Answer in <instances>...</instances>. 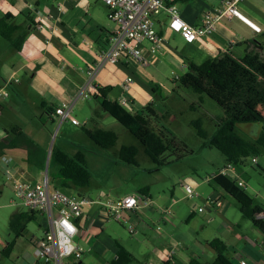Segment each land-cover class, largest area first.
<instances>
[{
    "label": "crops",
    "instance_id": "obj_1",
    "mask_svg": "<svg viewBox=\"0 0 264 264\" xmlns=\"http://www.w3.org/2000/svg\"><path fill=\"white\" fill-rule=\"evenodd\" d=\"M167 1L177 4L181 17L195 26L202 24L204 12L214 10L222 3V0ZM238 10L245 20L239 17L223 18L216 23L211 38L193 42L187 41L181 33L171 28L170 17L164 12L155 18L156 29L165 40L163 50L152 53L150 45L145 44L148 61L146 65L131 59H122L116 64L105 63L99 67V50L107 46V35L115 29V25L109 20L107 7L100 0H0V19L11 14L16 24L25 25L29 23L25 15L31 13L37 26H42L30 32L21 51L15 50L10 42L0 36V95L13 89L18 97L24 95L27 98L31 109L39 112V119L58 122L52 110L67 98L78 96L87 83L92 81L95 88L112 87L109 100L118 101L121 97L129 100L132 105L131 113L134 114L135 108L153 102V87L158 86L160 91L161 88L170 90L177 86L176 81L188 71L190 62L201 64L225 52L241 58L247 40L256 39L264 44V0H243L238 4ZM90 69H94L92 76L89 75ZM129 77L132 78V83L127 85L125 80ZM91 95L94 96V93L91 92ZM10 97L11 93L5 97L0 96L1 118L8 110L7 99ZM12 97L10 102L17 103L14 96ZM10 128L12 132L18 130L17 127ZM5 130L7 131L0 137V143L10 138L8 128ZM31 139L24 142L25 156L14 155L9 163L6 160H10L11 156L4 155V151H1L0 170L5 174L8 183L11 177L29 178L32 174V171L19 165L20 162L30 159L27 143ZM15 142V138L10 139L8 146L13 147ZM254 165L260 166L259 158ZM238 172L243 178L239 168ZM148 196L152 198L150 192ZM210 197L216 199L214 207L224 210L225 195L220 190H215ZM12 204H0V208L12 212ZM162 208L156 203L155 207L145 208L138 214H125L135 224L136 230L142 226L141 229L151 235L149 239L146 235L144 238L137 237V233L128 236L113 224L104 206L100 203L91 204L85 208V218L77 220L79 233L74 239L79 240L76 246L83 250V255H93L96 261L94 264H111L117 257L116 242L136 258V262L129 264H163L167 261L168 249L175 242V235L171 233L172 230H163L161 227L160 223L167 225L170 222L173 225V218L166 215ZM259 218L264 219V214ZM154 219L157 222L155 225ZM149 222L155 227L156 235L149 230ZM117 223L125 229L123 224ZM157 226L161 227L160 232L156 230ZM227 226L233 229L230 223ZM47 229L48 225L44 233ZM43 235L32 236L31 244L34 245ZM252 237L253 239L236 233L234 238L241 243V250L235 249L233 253L249 259L251 257L248 252L253 249L251 243L256 242L255 248L264 256V239L261 241L262 249L258 244L259 236L253 234ZM193 252L184 246L177 250L175 257L179 264H189L191 259L197 258ZM91 261L89 259L85 263L82 260L83 264H91ZM263 262L261 259L257 264Z\"/></svg>",
    "mask_w": 264,
    "mask_h": 264
},
{
    "label": "rangeland",
    "instance_id": "obj_2",
    "mask_svg": "<svg viewBox=\"0 0 264 264\" xmlns=\"http://www.w3.org/2000/svg\"><path fill=\"white\" fill-rule=\"evenodd\" d=\"M6 93L7 95L11 93V97L7 99L8 110L4 112L2 118L0 117V137L5 135L7 131L5 129L8 128L10 138L0 143V163L2 150L4 155L11 156L10 162L14 155L24 157V142L32 138L31 142L36 143L39 149H35V153L33 150V153L29 154L30 159L20 162L19 165L32 171L29 179L38 181L47 175L52 182L58 174L57 166L51 161L52 148L59 147L69 155L82 150L91 172V187L85 190V196L114 202L120 197L138 195L140 189L147 187L155 203L164 209L170 208L173 225L170 222L167 225L160 223L163 230L167 228L172 230L171 233L175 235L174 243H182L189 248V251H194L197 259L202 263L210 264L214 261L216 252L208 245V242L218 238L227 242L229 248L226 254L231 256L235 264H239L235 255L240 254L233 253L241 250V243L234 238L236 233L252 239V235L257 234L260 238L259 247L262 248L261 241L264 235L253 226L250 220L242 216L239 204L234 199L225 195L226 205L222 211L217 206H206V199L214 195L215 189L205 182V178L216 174L226 162L220 151L209 147L207 140L197 136L196 129L192 125L194 121L201 119V127L208 136L214 135L215 124L224 116V112L211 99L205 98L200 102L198 95L191 89L178 85L170 90L161 88L156 96L152 95L159 116L165 114L164 118H159L160 121H153L154 126L162 130L169 139H173L172 146L164 154V164L161 166L153 163L142 148L137 155L138 165L129 166L118 159L117 152L122 145L138 146L139 144L123 124L100 108L94 96L77 101L73 116L90 129L94 127L91 118L95 117L98 127L114 131L118 135V142L111 149L97 147L87 138L82 127L74 126L70 121L60 124L49 119H39V112L31 109L24 95L18 97L13 89L6 90ZM12 96L17 103L10 102ZM148 104L135 108L134 113ZM10 127H17L18 133L12 132ZM261 129L260 123L238 124L236 132L246 140H253L259 136ZM13 138L16 142L13 147H9V141ZM259 163L260 166L254 165L255 163L252 164L250 160L247 165L239 167V171L243 173L242 179L246 182V192L255 198L257 204L264 205V154L259 157ZM185 184L195 188L196 196L191 198L187 195ZM173 200L177 202L172 204ZM12 201L18 203L19 200L13 193L5 174L0 170V204H12ZM200 208H203V212H199ZM18 209H22L19 204H14L11 208L12 212ZM12 212L0 208V236L5 241L13 239L9 230L11 215L9 213ZM153 221L154 225L157 224L155 219ZM112 222L130 237L138 234L137 237L144 238L146 235L147 238H151V235L149 236L144 229H141L142 226L137 227L136 232L132 234L127 227L124 229L116 220L112 219ZM228 223L233 229L227 226ZM47 225V216L39 214L37 220L28 225L24 236L17 240L12 253L9 256L0 254V264H36L37 260H40V264H47L45 260L36 257L35 244H31L32 236L43 235ZM148 225L151 228L149 230L156 235L153 224ZM78 240V238L74 239L73 243L76 244ZM255 243H251L253 249L248 252L253 260L245 259L247 264H257L261 259L264 261V256L255 248ZM82 258L85 263L89 259L92 260L91 264L96 262L93 255L89 253H85ZM50 264H54V261L51 260Z\"/></svg>",
    "mask_w": 264,
    "mask_h": 264
},
{
    "label": "trees",
    "instance_id": "obj_3",
    "mask_svg": "<svg viewBox=\"0 0 264 264\" xmlns=\"http://www.w3.org/2000/svg\"><path fill=\"white\" fill-rule=\"evenodd\" d=\"M25 17L29 21L25 25L16 24L11 14L0 19V36L10 42L17 51L22 50L28 35L37 27L31 13ZM244 45L245 51L241 58L225 52L201 64L190 62L188 71L176 81L178 86L189 88L197 94L200 102L209 98L223 110L224 116L216 122V131L211 137L201 127V119L194 121L192 125L198 137L207 140L209 147L222 153L226 164H233L237 168L264 154V44L253 39L247 40ZM157 87L152 88L155 96L158 92ZM98 91L99 94H94V97L98 100L100 108L123 124L139 144L122 145L117 152L118 159L126 165L137 166V155L142 148L153 163L163 165V156L171 149L173 139H169L162 130L156 128L153 121H160L159 118H164L165 114L159 116L153 102L132 114L122 108L117 101L109 100L112 87H98ZM91 121L94 123L93 129L81 126L87 138L101 149L113 148L118 142V135L114 131L98 127L95 117H92ZM256 123L262 124L261 132L256 139L246 140L237 134L238 124ZM13 132L18 133V130ZM27 144L29 154L39 149L34 142ZM51 161L58 169V174L52 181L54 187L69 194L76 192L78 196H85V190L91 187V172L87 166L85 153L80 150L71 156L54 146L51 150ZM209 184L215 190H220L223 195L234 199L239 204L242 216L250 220L264 235V219L259 218L264 214V205L257 204L255 198L234 180L217 176ZM148 192L147 187L139 190V193L144 195H148ZM38 216V212L23 208L11 215L9 230L13 239L1 250L2 255L9 256L12 253L17 240L24 236L28 225L36 221ZM116 243L117 257L111 264H129L137 261L126 248L119 242ZM208 245L216 252V257L210 264H235L226 254L228 247L224 241L217 238L208 242ZM75 264L83 262L80 260ZM163 264L171 263L166 261ZM189 264L205 263L193 258Z\"/></svg>",
    "mask_w": 264,
    "mask_h": 264
},
{
    "label": "built area",
    "instance_id": "obj_4",
    "mask_svg": "<svg viewBox=\"0 0 264 264\" xmlns=\"http://www.w3.org/2000/svg\"><path fill=\"white\" fill-rule=\"evenodd\" d=\"M108 9L109 20L115 25V29L107 35V46L99 50L98 65L105 63L116 64L122 59H131L139 64L148 63L144 45L149 44L152 53L163 50L165 40L156 29V16L167 13L171 20V28L178 31L190 42L201 41L212 37L216 23L223 19L239 17L245 20L238 10V4L243 0H222L221 6L214 10L204 12L202 24L195 26L189 24L181 17L177 4L167 0H100ZM41 21L42 18L40 19ZM37 27L41 28V25ZM94 69H90L89 75H93ZM127 85L132 83V78L125 80ZM91 92L99 94L92 81H89L82 92L75 100L66 99L60 106L55 108L54 118L60 124L70 121L73 125L83 126L74 116L73 109L75 103L80 100L90 99ZM2 96H8L6 92ZM0 95V96H1ZM117 103L125 110L131 112V102L121 97ZM6 160V159H5ZM10 160H6L9 163ZM253 163H258V158H252ZM223 176L234 180L244 188L246 182L238 172V168L233 164H226L216 174L205 178L209 183L214 177ZM13 193L18 198V203L23 209L32 210L39 214H44L48 219V229L42 237L35 242V255L43 259L48 264L51 260L54 264H75L79 262L83 255V250L73 243L74 238L79 233L77 220L85 218V208L94 203H100L107 209L108 217L120 222L127 227L130 233L136 232L133 224L126 216V213H137L145 208L155 207L156 203L148 195L139 193L138 195H127L120 197L117 201H103L88 196H78L75 193H66L54 187L47 175L44 179L33 181L25 177L9 178ZM187 195L194 197L195 188L190 184L184 185ZM177 200H173L175 204ZM215 198H207L206 206L214 207ZM166 215H170V208H162ZM203 212V208L199 209ZM261 216V215H260ZM161 231V227H156ZM7 243L0 236V249L5 248ZM181 243H173L167 251V261L171 264H179L175 257L177 250L183 248ZM239 264H247L244 257L235 255ZM66 263H65V261Z\"/></svg>",
    "mask_w": 264,
    "mask_h": 264
}]
</instances>
